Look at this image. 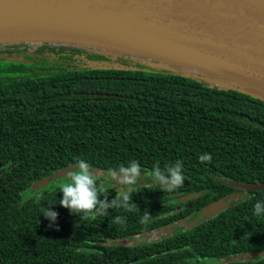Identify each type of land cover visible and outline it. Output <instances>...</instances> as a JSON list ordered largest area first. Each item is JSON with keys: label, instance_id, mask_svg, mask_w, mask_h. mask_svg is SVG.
<instances>
[{"label": "trees", "instance_id": "1", "mask_svg": "<svg viewBox=\"0 0 264 264\" xmlns=\"http://www.w3.org/2000/svg\"><path fill=\"white\" fill-rule=\"evenodd\" d=\"M204 153L211 162L199 161ZM79 159L96 172L135 160L143 173L180 160L186 180L174 191L138 185L128 209L74 215L59 204V190L31 186ZM101 179L111 201L115 190ZM257 181L263 98L143 55L0 41V264H264V215L253 208L264 189L245 187ZM219 197L227 206L200 218ZM49 204L54 224L40 214ZM182 219L171 234H151ZM144 233L145 241L121 243ZM243 254L254 258H237Z\"/></svg>", "mask_w": 264, "mask_h": 264}, {"label": "water", "instance_id": "2", "mask_svg": "<svg viewBox=\"0 0 264 264\" xmlns=\"http://www.w3.org/2000/svg\"><path fill=\"white\" fill-rule=\"evenodd\" d=\"M66 21L141 31L195 54L204 63L173 62L160 55L125 51L102 42L76 39L20 37L0 41L73 42L143 55L179 65L190 73L220 77L264 99V0H0V27ZM220 69L244 81L254 82H243V85L229 80L220 75ZM247 86L255 89L256 93ZM74 169L70 166L59 170L55 176L68 175ZM51 179V175L47 176L31 187L42 188ZM245 187L264 189V181L250 182ZM195 195L189 194L188 197ZM227 204L228 200L222 197L206 203L200 209V218L213 215Z\"/></svg>", "mask_w": 264, "mask_h": 264}, {"label": "clouds", "instance_id": "3", "mask_svg": "<svg viewBox=\"0 0 264 264\" xmlns=\"http://www.w3.org/2000/svg\"><path fill=\"white\" fill-rule=\"evenodd\" d=\"M198 159L203 164L205 161L211 162L212 156L209 153H204L200 155ZM73 167L76 171L69 175V183L59 190V192L62 193L59 204L67 208L70 213L74 215H76V213H81L83 215H105L109 209H128L132 194L136 192V187L141 184L139 181L144 180V173L138 161L132 160L125 166H120L115 169L109 168L107 173L113 182L112 188L116 193L115 197L109 201L107 196L99 191L96 171L86 160L79 159L75 161ZM183 167V162L180 160H176L163 170L159 165L154 166L151 170L153 177L151 181L152 186L155 185L159 189L167 191L178 189L186 180ZM101 196L104 198L101 199ZM51 205L53 204H49L48 207L42 206L40 214H43L51 224H54L57 220L58 213L52 210ZM253 208L255 215H264V200H258L253 205ZM150 216L151 215L146 212L141 222H147ZM114 219L115 222L119 224L125 222L124 218L120 216Z\"/></svg>", "mask_w": 264, "mask_h": 264}, {"label": "bare ground", "instance_id": "4", "mask_svg": "<svg viewBox=\"0 0 264 264\" xmlns=\"http://www.w3.org/2000/svg\"><path fill=\"white\" fill-rule=\"evenodd\" d=\"M120 27V26H119ZM117 26L99 25L89 22H45L27 24L20 27H0V39L26 37L27 39H76L82 41L102 42L109 46L125 51H142L148 54L164 56L170 61L186 63H204V60L195 54L185 51L175 45L169 44L160 38L147 33L119 28ZM127 54V53H125ZM220 75L229 80L245 85L253 80L244 81L233 73L220 69ZM248 89L254 93L247 86ZM261 95V94H260ZM264 96V95H263Z\"/></svg>", "mask_w": 264, "mask_h": 264}, {"label": "rangeland", "instance_id": "5", "mask_svg": "<svg viewBox=\"0 0 264 264\" xmlns=\"http://www.w3.org/2000/svg\"><path fill=\"white\" fill-rule=\"evenodd\" d=\"M29 43H32V41H30ZM174 62H178V61H174ZM250 89L253 90V91H255V89H253V88H250ZM75 171H76V169H74L71 173H73ZM70 174L65 175V176H61V177H55L54 176V177H52V179L50 181H48L40 189H42V190H60L63 186H65L67 183H69V175ZM96 175H99V176L102 177V179L100 181V183L102 184V186H104V187L112 186V183L113 182L109 178L107 172L97 171L96 172ZM143 179L144 180L139 181V183H141L140 185H143V184H152L151 181H152L153 177H152V174L150 172L144 173ZM162 231L164 233L171 234V233H173L175 231V228L174 227H170L169 230L166 228V229H163ZM147 239H148L147 236H145V235H139V236H134L131 239L122 240L121 243L128 244V243H132V242L137 241V240L138 241H145ZM255 256H258V255H255ZM237 258H249V259H252V258H254V256L247 255V254H243V255H240ZM222 260H224V259H222Z\"/></svg>", "mask_w": 264, "mask_h": 264}, {"label": "flooded vegetation", "instance_id": "6", "mask_svg": "<svg viewBox=\"0 0 264 264\" xmlns=\"http://www.w3.org/2000/svg\"><path fill=\"white\" fill-rule=\"evenodd\" d=\"M235 194H238V192L235 193ZM181 224H186V220H184V219H182V220H176L173 224H171V225H169L167 227L161 228L158 231H152L151 234H153L155 237H158L161 233H163V231H162L163 229H166L167 228L169 230L170 227H174V228L175 227H179ZM140 235H145V236L148 237V234H146V233L140 234ZM135 236H139V235H135Z\"/></svg>", "mask_w": 264, "mask_h": 264}]
</instances>
